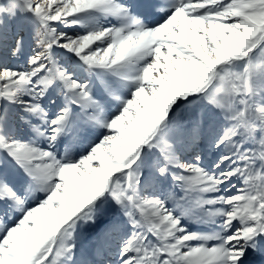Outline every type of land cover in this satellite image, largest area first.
I'll return each instance as SVG.
<instances>
[{
	"label": "snow or ice",
	"instance_id": "6c2138e0",
	"mask_svg": "<svg viewBox=\"0 0 264 264\" xmlns=\"http://www.w3.org/2000/svg\"><path fill=\"white\" fill-rule=\"evenodd\" d=\"M0 264H264V0H0Z\"/></svg>",
	"mask_w": 264,
	"mask_h": 264
}]
</instances>
